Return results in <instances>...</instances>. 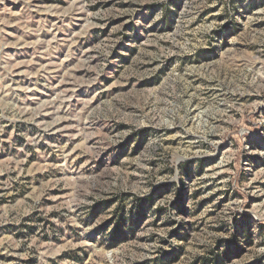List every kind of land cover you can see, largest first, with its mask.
Here are the masks:
<instances>
[{"label":"rangeland","instance_id":"1","mask_svg":"<svg viewBox=\"0 0 264 264\" xmlns=\"http://www.w3.org/2000/svg\"><path fill=\"white\" fill-rule=\"evenodd\" d=\"M0 264H264V0H0Z\"/></svg>","mask_w":264,"mask_h":264},{"label":"trees","instance_id":"2","mask_svg":"<svg viewBox=\"0 0 264 264\" xmlns=\"http://www.w3.org/2000/svg\"><path fill=\"white\" fill-rule=\"evenodd\" d=\"M140 201H143V200H140ZM123 226H125V222L124 221H121V224L116 226V228L114 229V232H113V237L116 235V234H120V233H123Z\"/></svg>","mask_w":264,"mask_h":264}]
</instances>
